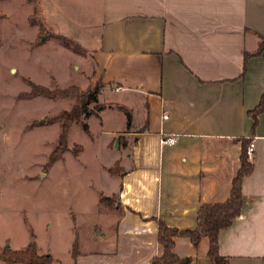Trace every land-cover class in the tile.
<instances>
[{
	"label": "crops",
	"instance_id": "1",
	"mask_svg": "<svg viewBox=\"0 0 264 264\" xmlns=\"http://www.w3.org/2000/svg\"><path fill=\"white\" fill-rule=\"evenodd\" d=\"M54 1L96 26V45L86 51L100 90L138 95L143 112L126 130L129 159L114 175L113 237L99 250L78 251L74 264H148L159 256L156 220L191 229L200 204L224 201L240 139L253 143L252 170L240 214L218 231V253L226 264H264V111L253 127L247 115L264 93V48L255 53L264 41V0ZM170 135L172 144L160 143ZM206 248L205 239L197 247L173 239V253L188 264H210Z\"/></svg>",
	"mask_w": 264,
	"mask_h": 264
},
{
	"label": "rangeland",
	"instance_id": "2",
	"mask_svg": "<svg viewBox=\"0 0 264 264\" xmlns=\"http://www.w3.org/2000/svg\"><path fill=\"white\" fill-rule=\"evenodd\" d=\"M96 30L54 0H0V249L32 241L50 264H74L113 237V173L143 112L109 87L81 103L97 82Z\"/></svg>",
	"mask_w": 264,
	"mask_h": 264
},
{
	"label": "trees",
	"instance_id": "3",
	"mask_svg": "<svg viewBox=\"0 0 264 264\" xmlns=\"http://www.w3.org/2000/svg\"><path fill=\"white\" fill-rule=\"evenodd\" d=\"M262 48H264V41L260 42V45L255 53H259ZM247 56L248 54H245L244 58ZM100 86V83L97 81L90 92H85L82 95L83 99L81 103L85 101L96 102V94L99 92ZM263 111L264 93L260 96L255 107L247 111L248 117L252 120V127L256 123L257 115ZM79 112H82V109H80ZM240 141V166L230 181V190L227 198L222 202L200 204L196 211L195 226L191 229H177L167 226L161 220H156L155 239L161 245L162 252L159 256H153L148 261V264H188L190 261L189 257H178L172 251L173 239L177 236L188 238L194 247H197L200 240L205 239L207 242L205 256L208 258L210 264L227 263V257L218 253L217 234L220 229L229 226L232 220L240 214L242 207V182L244 177L250 174L252 170V163L249 161L245 153L249 139H240ZM108 171L110 173L111 169H108ZM116 174L117 170L114 171L113 175ZM109 200V197L100 198V201H105L106 203H109ZM0 260L5 264L51 263V259L48 254H38L36 252L35 244L32 241L28 242L22 249H11L8 246H4L0 249Z\"/></svg>",
	"mask_w": 264,
	"mask_h": 264
},
{
	"label": "built area",
	"instance_id": "4",
	"mask_svg": "<svg viewBox=\"0 0 264 264\" xmlns=\"http://www.w3.org/2000/svg\"><path fill=\"white\" fill-rule=\"evenodd\" d=\"M162 118H166V114H163ZM175 139H176V137L174 135L162 137V138H160V143L172 144L175 141ZM252 151H253V143L249 142L248 145L246 146V149H245V153H246L247 157H250L252 155Z\"/></svg>",
	"mask_w": 264,
	"mask_h": 264
},
{
	"label": "water",
	"instance_id": "5",
	"mask_svg": "<svg viewBox=\"0 0 264 264\" xmlns=\"http://www.w3.org/2000/svg\"><path fill=\"white\" fill-rule=\"evenodd\" d=\"M115 142H116V140H115Z\"/></svg>",
	"mask_w": 264,
	"mask_h": 264
}]
</instances>
